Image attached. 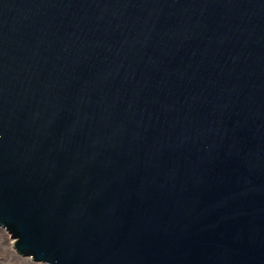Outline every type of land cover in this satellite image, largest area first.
<instances>
[{"label": "water", "instance_id": "95a60500", "mask_svg": "<svg viewBox=\"0 0 264 264\" xmlns=\"http://www.w3.org/2000/svg\"><path fill=\"white\" fill-rule=\"evenodd\" d=\"M0 226L45 264H264V0H0Z\"/></svg>", "mask_w": 264, "mask_h": 264}, {"label": "rangeland", "instance_id": "374dc122", "mask_svg": "<svg viewBox=\"0 0 264 264\" xmlns=\"http://www.w3.org/2000/svg\"><path fill=\"white\" fill-rule=\"evenodd\" d=\"M11 234L0 226V264H45L36 262L32 257H24L15 249Z\"/></svg>", "mask_w": 264, "mask_h": 264}]
</instances>
